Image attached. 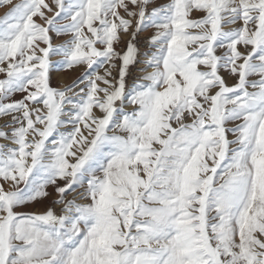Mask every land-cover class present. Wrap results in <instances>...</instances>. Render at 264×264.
Listing matches in <instances>:
<instances>
[{"label": "snow or ice", "instance_id": "6c2138e0", "mask_svg": "<svg viewBox=\"0 0 264 264\" xmlns=\"http://www.w3.org/2000/svg\"><path fill=\"white\" fill-rule=\"evenodd\" d=\"M4 5L0 264H264V0Z\"/></svg>", "mask_w": 264, "mask_h": 264}, {"label": "rangeland", "instance_id": "374dc122", "mask_svg": "<svg viewBox=\"0 0 264 264\" xmlns=\"http://www.w3.org/2000/svg\"><path fill=\"white\" fill-rule=\"evenodd\" d=\"M16 2H19V0H16ZM162 3H166L167 0H161ZM10 10V6L9 5H4V6H0V18H2L8 11ZM150 33V32H148ZM148 33H143V34H140L138 36V40H139V47L141 49V51H144L146 50L145 49V43H146V37H147V34ZM63 39H67V38H62V39H55L54 40V43L55 44H60L63 42ZM122 39L125 41V43H122L120 46H119V49H123L125 47V44L127 42V39L126 37H122ZM118 49V50H119ZM54 59H59V57H56ZM139 66H136L132 69V72L133 74H137V68ZM150 71V70H149ZM64 73H67L66 74V77H65V81L64 83H60L58 82L57 80V77H55V74H64ZM100 74L102 75L103 74V69L100 70ZM223 74V73H222ZM83 75V68L82 67H78V68H74L72 70H68V71H54L52 72L51 74V81H52V86L53 87H57V88H67L69 86H71L77 79H79L81 76ZM115 75V73H114ZM2 78V77H0ZM57 81V82H56ZM228 84L229 85H232L234 83L233 80L229 79L228 81ZM62 84V85H61ZM83 85H81L82 87ZM102 86V85H101ZM79 89L77 88L75 91H78ZM69 95H72V93H69ZM21 95L17 94L16 97H14V99H21ZM95 111V110H94ZM125 111H131V107H128L125 109ZM5 119L4 117H0V130H8V129H3V124L5 122ZM231 127V125H229ZM71 130V125L68 126V128L66 129H62V131H69ZM229 139H233V137L229 134ZM6 141H4L3 139H0V144H5ZM49 191H52V189L50 188ZM75 195V193H73L72 195H69L68 196V199H72V196ZM56 196H55V193H53V197L52 199H55ZM49 206H51V200H49ZM27 211H40L42 210V206L41 205H36L35 208H33L32 206H28V208L26 209ZM57 212H59V207H57L55 209Z\"/></svg>", "mask_w": 264, "mask_h": 264}, {"label": "bare ground", "instance_id": "6f19581e", "mask_svg": "<svg viewBox=\"0 0 264 264\" xmlns=\"http://www.w3.org/2000/svg\"><path fill=\"white\" fill-rule=\"evenodd\" d=\"M151 33H148L147 36H149ZM127 38V37H126ZM120 50V49H119ZM66 74L67 73H64V74H55V77H57V81L60 82V83H64L65 81V77H66ZM56 81V82H57ZM62 85V84H61Z\"/></svg>", "mask_w": 264, "mask_h": 264}]
</instances>
